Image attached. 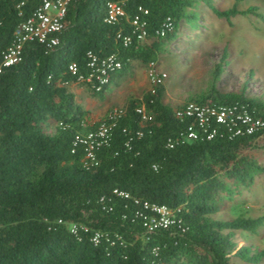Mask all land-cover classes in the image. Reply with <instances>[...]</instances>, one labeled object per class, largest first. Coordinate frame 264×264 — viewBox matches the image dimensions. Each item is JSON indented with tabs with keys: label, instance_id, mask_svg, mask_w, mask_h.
Wrapping results in <instances>:
<instances>
[{
	"label": "trees",
	"instance_id": "trees-1",
	"mask_svg": "<svg viewBox=\"0 0 264 264\" xmlns=\"http://www.w3.org/2000/svg\"><path fill=\"white\" fill-rule=\"evenodd\" d=\"M108 1L123 11L112 21L105 20ZM194 1L66 0L62 26L47 35L56 41L47 46L25 40L19 59L0 69V264L264 262V243L237 245L233 238L237 230L264 237V213L212 215L262 169L249 149L264 136V100L215 86L225 49L208 87L190 100L224 107L226 121L211 115L199 125L190 115H177L188 100L163 101L162 82L127 97L119 112L96 119L70 89L78 83L90 95H101L134 63L155 62L180 22L192 23ZM203 1L225 20L256 13L255 6L217 9ZM40 2L0 0V55L15 26ZM136 14L142 38L131 22ZM88 53L96 58L94 68L109 55L119 66L107 68L104 82L94 74L86 79L93 70ZM243 113L261 124L244 131L236 118ZM101 124L108 126L106 138L93 141L90 157L87 143L76 136L96 132ZM188 126L195 131L190 139ZM152 204L168 209L170 221L148 228L149 218L160 216Z\"/></svg>",
	"mask_w": 264,
	"mask_h": 264
},
{
	"label": "rangeland",
	"instance_id": "rangeland-1",
	"mask_svg": "<svg viewBox=\"0 0 264 264\" xmlns=\"http://www.w3.org/2000/svg\"><path fill=\"white\" fill-rule=\"evenodd\" d=\"M210 2L217 9L228 8L233 3L237 9L255 6L256 13H237L225 20L215 15L203 0H196L190 6L194 11L192 23L180 22L177 35L152 65L134 63L122 75L112 79L101 95H90L83 85L73 83L70 89L75 100L87 108L94 119L113 110L120 111L127 97L139 96L152 83L148 74L151 68L154 72L165 73L161 79L163 101L172 105L190 101L210 84L214 65L223 49L226 51L225 63L215 77V86L223 91L243 89L246 94L264 100V0ZM256 145L249 151L262 169L239 195L226 200L225 207L212 214L214 217L264 213V136L257 138ZM233 238L237 245L259 247L264 243V237L244 230L235 231ZM231 261L237 263L236 258Z\"/></svg>",
	"mask_w": 264,
	"mask_h": 264
},
{
	"label": "built area",
	"instance_id": "built-area-1",
	"mask_svg": "<svg viewBox=\"0 0 264 264\" xmlns=\"http://www.w3.org/2000/svg\"><path fill=\"white\" fill-rule=\"evenodd\" d=\"M65 3L66 0H41L39 5L33 9L31 15H29V17L19 22L15 26L11 43L0 55V69L3 66L10 65L19 59L20 47L25 40L36 38L41 42H45L47 46L56 41V38L53 36L47 39V35L51 32L59 30L62 26V16L65 9ZM106 8L107 10L105 20L107 21L114 20L119 14H122L123 12L119 3L116 1H108ZM131 22L133 24H136V27H138L140 30L137 34V37L142 38L144 35V31L140 27L141 22L138 21L137 14L133 16ZM164 26H167V23ZM123 40H126V37H124ZM88 56V65L93 67L96 64V58L91 53H88ZM148 64L152 65L153 62H149ZM114 66H119V63L118 61L113 60V57L109 55L101 59L98 66L92 68L93 70L88 74L86 79H89L91 75L94 74L95 78H97L100 82H104L107 78V68ZM69 68L71 70H74V65L71 63L69 65ZM148 74L151 77L152 83H154L161 82V79L165 73L158 71L154 72L150 68ZM137 109L142 113L143 117V106H140V108ZM117 112L119 111L113 110L111 111V114H115ZM175 113L177 115H190L199 125L206 123L209 116L211 115L215 118V120L220 122L224 120L226 121V118H228L227 110H225L224 107L215 109L213 107H208L205 104H200L192 100L185 102L180 108L175 110ZM236 118H238L244 124V131L246 132H250L255 127L261 124V121L259 119H253L246 113L238 114L236 115ZM229 121H231V118H229ZM107 127V125L101 124L96 132H88L83 137L76 136V138L80 141L87 143L88 150L86 155L92 157V152L90 148L93 141L95 142V144H98L100 141L105 140ZM96 135L99 136V139H96ZM209 135H211V133H209L207 136ZM185 137L189 139L195 137V131L194 129H192L191 126H188V130L186 132ZM118 193L126 195V193L122 191H119ZM150 207L152 209H155L156 211H159L160 216L157 219L150 217L149 221L147 222L148 228H151L152 226L158 223L165 225L168 221H170L169 217H167L169 210L166 209L164 206H156L152 204L150 205Z\"/></svg>",
	"mask_w": 264,
	"mask_h": 264
}]
</instances>
